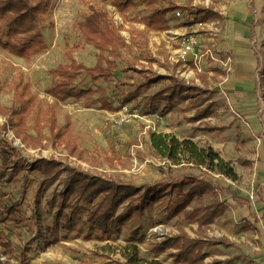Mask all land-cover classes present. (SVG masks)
Returning <instances> with one entry per match:
<instances>
[{"label":"rangeland","instance_id":"rangeland-1","mask_svg":"<svg viewBox=\"0 0 264 264\" xmlns=\"http://www.w3.org/2000/svg\"><path fill=\"white\" fill-rule=\"evenodd\" d=\"M191 1L188 0V4ZM226 1H231L228 5L239 8L237 13L231 11L229 19L232 22L243 23L245 17L251 14V20L244 24L256 28V43H250L249 47L259 48L261 55L264 54V49H260V42L264 39V21L262 13L254 12L255 4L264 5V2L235 0L233 4V0ZM171 2L175 0H160L152 5L146 0H135V4L122 13L112 4V0H53L52 7L41 24L45 39L44 48L30 57H21L0 47V104L19 106L15 90L17 82L29 84L37 103L27 117L28 125L31 126L27 131L30 135L29 145L23 144L15 136L9 118L0 115V127L4 123L7 124L5 131L0 129V139L8 138L20 149L21 155L17 165L24 168L22 173L14 175L12 182H6L2 186L6 194L5 200L21 202V222L16 223L14 219H9L5 223H0V235H6L15 245L10 256L0 247V264H99L106 258L125 261L121 250L133 241L132 236L138 227L142 228L140 235L145 237L143 242L138 243L140 258L147 260L157 258L171 264L172 258L166 253L158 257L150 253L151 244L163 240L168 234H177L180 228H185L191 234L194 232V227L183 219L165 217L168 197H163L161 201L153 202L142 217L131 218L120 228V232L113 236L88 238L73 232L64 238L61 228L53 220L55 208L49 209L47 201L55 193L62 191V182L66 174L48 189H43L42 176L36 171L29 170L33 162L41 157H55L91 173L117 177L136 184L153 182L162 176L159 167L174 171L176 167L182 166L173 164V161L153 148L151 134H166L179 140L191 139L200 147L213 145L224 161L239 164L234 168L237 180L232 186L246 197L256 193L253 186L255 173L251 171V161L256 160L259 132L250 123V114L253 112L242 113L239 109L241 104L238 103L241 101V95L220 86L228 79H235L231 74L240 73L254 75L261 87L263 60L258 56L256 62L242 64L243 61H238L229 51L230 48H224L222 45L226 30L224 25L223 29L220 28V24L211 29L197 28L194 25L198 20L194 17L196 15H190L191 13L182 8H179L180 15H177L175 10L168 13L171 26L168 30L151 29L142 20L156 8L166 7ZM94 9L107 11L115 24L121 28V33L129 44L125 53L138 60V67L151 66L158 73L176 74L191 82H200V74L204 71H196L192 55L186 64L175 60L178 57L177 49L181 35H197L201 50V54L198 53L201 68L214 72L211 75L210 86L214 90L213 99L217 111L215 116L206 119L205 122L215 125L233 122V126L223 132L204 134L194 130L198 122L189 121L194 110L184 113L178 109L186 107V103L173 102L165 106L164 102H150L149 96L157 92L166 81L150 88L142 87L131 102H125L127 94L135 91L136 86L140 84L141 77L122 67L123 63H120L116 71V78L109 82L83 78L79 86L90 88L92 90L90 94L80 99L55 101L48 93L55 80L52 70L61 63L70 62L66 55L68 52H72L78 62L87 66H93L97 61L98 50L84 41L79 28V22L84 21L85 16ZM257 17H261V20L257 21ZM175 34H179V38H173ZM0 37H3L1 28ZM208 47L212 50L210 56L222 57L223 65L220 61H213L211 57L210 60L207 59ZM151 58L154 60L152 63ZM222 70L228 74L219 75ZM261 91L252 96L260 100ZM103 99H106L113 109L104 106ZM257 116H264V112L258 111ZM53 119L58 124L55 132L61 131L60 138H53L54 134L50 129ZM38 129L43 132L45 139L41 145L35 147L32 144ZM183 161L185 164V160ZM185 167L184 173L210 175L207 169L193 163L185 164ZM25 177L28 181L24 186ZM38 190H43L39 196ZM251 205L254 207L253 202ZM122 211L123 209L120 212ZM229 214L231 216L228 221L213 226L208 232L211 237H222L225 231L236 232L245 228V222L237 223L235 220L243 217L249 220L251 209L249 204L241 203L231 208ZM54 240H57V243L52 244ZM233 242L234 244L230 242L231 244L209 246L207 250L211 256L208 259L226 258L236 254L240 247L235 246L238 245V241ZM242 243L245 244V241ZM94 252L101 255L93 254ZM243 252L239 257L232 256L230 264H257L255 261L247 263L251 254Z\"/></svg>","mask_w":264,"mask_h":264},{"label":"trees","instance_id":"trees-1","mask_svg":"<svg viewBox=\"0 0 264 264\" xmlns=\"http://www.w3.org/2000/svg\"><path fill=\"white\" fill-rule=\"evenodd\" d=\"M146 1L152 5L160 0ZM52 3L53 0H0V28L3 33V37H0V47L21 57H30L44 48L45 39L41 24L50 11ZM112 4L124 13L135 4V0H112ZM179 8L186 10L189 14L194 13L193 7L190 9L189 6H178L171 2L166 7L156 8L142 20L151 29L168 30L170 24L167 15ZM196 10L200 16L198 19L215 18L219 14L211 7L204 5H198ZM261 10L264 19V6ZM79 28L84 41L98 50L97 61L93 66H87L78 62L72 52H68L66 55L70 62L61 63L52 70L55 80L48 93L55 101L69 98L80 99L90 94L92 92L90 88L79 86L83 78L109 82L116 78V71L120 63H123L122 67L141 77L140 84L136 86L135 91L127 94L125 102H131L136 92L142 87L150 88L159 82L166 81L157 92L149 96L150 102H164L165 106L173 102L186 103V107H178V109L184 113L191 109L195 110L194 115L189 117V121H200L194 126V130L201 133L224 131L231 126V124L216 126L203 121L216 114L214 91L208 88L207 73L201 75L203 85H199L196 82L189 83L175 74H160L151 66L138 67V60L125 53L129 44L122 35L121 28L103 9H94L87 14L84 21L79 22ZM152 61H154L153 58L150 63ZM15 90L19 106L0 104V115L9 118L15 136L23 144L29 145L30 135L27 131L31 126L28 125L27 117L37 105L35 94L29 84L24 82H17ZM102 102L104 106L113 109L106 99ZM55 119L50 126L54 139L61 137L60 130L55 132L58 128ZM6 128V123L0 127L4 131ZM44 139L43 132L38 129L32 146L41 145ZM151 144L159 154L173 161V164H182V166L176 167L174 171L159 167L162 173L161 178L142 184L91 173L66 164L55 157L38 158L29 170L36 171L42 176L43 189H48L63 174H66L62 182V191L55 193L47 201L49 209L55 208L53 220L61 228L64 238L73 232L88 238L113 236L120 232V228L131 218L142 217L153 202L156 203L163 197H168L165 217H178L189 224H198L196 235L192 236L185 228H180L177 234H168L163 240L153 242L149 252L155 257L166 253L172 258L171 264H230L232 258L226 261L218 258L207 261V258L211 256L207 248L224 243L221 238L208 237L207 232L211 225L228 210L229 194L237 201H240L241 197L238 193L220 186L211 174L184 173L183 170L186 168L185 164L193 163L235 180L237 173L234 167L230 161H224L220 153L211 145L200 147L191 139L179 140L176 137L171 138L170 135L152 133ZM20 155V149L11 140L0 139V223H5L9 219H14L16 223L21 222V202L5 200L6 194L2 190L4 183L12 182L15 174L24 171V168L17 165ZM27 181L25 177L24 186ZM42 191L38 190V196ZM242 199L241 201L249 200V198ZM121 209H123L122 212H120ZM141 230L142 228L138 227L132 236L133 241L121 250L125 261L106 258L99 264L112 262L166 264L157 258L153 260L140 258L138 243L145 239L144 235H140ZM51 243L55 244L57 240ZM0 247L10 256L15 245L6 235L1 234ZM93 254L101 255L99 252Z\"/></svg>","mask_w":264,"mask_h":264},{"label":"crops","instance_id":"crops-1","mask_svg":"<svg viewBox=\"0 0 264 264\" xmlns=\"http://www.w3.org/2000/svg\"><path fill=\"white\" fill-rule=\"evenodd\" d=\"M262 2H264V0H262ZM174 3L178 6H189V7L195 6V7H193L194 13L190 14V15H196V16H194L195 18L200 17L197 10H196V7L198 5H204L207 7H211L212 9H214V11L219 13L218 17L206 18L203 20L218 21V24L216 26H218L220 24L221 29H223V25H224V27H226V30H225L224 36H223V38H224L223 44H222L223 47L227 48V49L230 48L231 50H229V51L237 57L238 61H243L242 64H248L247 62H249V63L256 62V57H258V56L263 60L262 65H261V75L263 77L262 78L263 84L261 87L259 86V81H257V79H255L254 75H252V74L246 75V74H240V73H238L236 75L231 74V76H235V79H233V78L230 80L228 79L227 81L222 83V86H220L222 89L233 90L234 92H237L239 95H241V98H240L241 101L238 103L241 104L239 109L242 113L245 114V112H253L250 114V116H251L250 123L252 124V127H254V129L257 130V132H259V135H257L259 148H258L257 152H255L256 160L252 159V161H251V166H252L251 171H252V173H255V178L253 179V186L256 189V193L254 194V199H251V195H249L250 198L246 197V195L241 193L239 190L237 191L234 188V186H232L234 181H236L237 179L233 180L229 176L224 175L222 173L212 172V171H209L208 169L207 170L211 174L212 178L214 180L218 181V184L220 186H222L224 188H228L231 191H233L234 193H238L241 197V200H243L242 198H249V200H246V201L245 200L244 201H241V200L237 201V200H235V198H233L229 194V198H228L229 208H228V210L226 211L225 215L221 216L219 219H217V221L215 223H213L211 225V228L208 229V232L212 229L213 226H215L217 224H221L222 222L224 224L225 221H228L229 217L231 216L229 214L231 208L233 209L235 206H237L238 204H241V203L249 204V207L251 209V218H249V220H248L245 217H243V219H239L238 221L235 220V222H237V223H244L245 222L246 223L245 228H241L239 231H236V232L225 231L224 232L225 234L222 237L220 236L217 238L223 239V242L225 244H229L230 242L234 244V242H233L234 240L238 241V245H235V246L240 247V249L236 252V254H233L232 256H238L239 257L240 254L244 253L243 251H246L247 253L251 254V256L248 258L249 260L246 261L247 263L248 262L252 263L255 261L257 264H264V116H257L258 111L264 112V94H263V92H264V54L261 55L259 48L256 49L254 47H249L250 43H252V44L256 43V41H255V39H256L255 38L256 37V28H252V27H249V25L247 26L244 24L245 22L249 21V19L251 20V14H249L245 17V20L243 21V23H241L239 21H236V23H234L229 19V15L232 13L231 11L234 10L237 13L239 10V8L234 7V5H231V6L228 5V4H231V1L215 0V2H212L211 0H205V1L192 0L188 4V0H175ZM232 3L234 4L235 0H233ZM255 5H256V8L254 9V12H260L261 13L262 12L261 9L263 8L264 5H262V4H255ZM177 10H179V9H176L175 11H177ZM223 10L226 12L222 13ZM261 17L263 19V16H261ZM261 17H259V18L257 17L256 20L257 21H259V19L261 20ZM240 19H242V18L240 17ZM263 21H264V19H263ZM248 24H250V23H248ZM169 29H171V26ZM263 41H264V39L260 42V49L261 50L264 49ZM210 57L212 58L213 61H215V62L220 61L222 65L224 64L222 57L218 58L217 56L214 55V56H208L207 59L210 60ZM236 57H235V59H236ZM240 64L241 63H239V65ZM202 71H204V72H202L200 75L207 73V75H208V84H207L208 88L210 90L214 91L210 86V79L212 78L211 75H212L213 70L206 71L202 68ZM221 74L227 75L228 73H226L225 70H222L219 75H221ZM222 77H224V75ZM180 78H182V77H180ZM182 79H184V78H182ZM184 80L191 83V81L189 79H184ZM196 83L199 85H203L202 80L200 82H196ZM259 91H261V96L259 95L260 100L255 99L252 96L256 92H259ZM191 110H194V109H191ZM194 113H195V110H194ZM210 117H212V116H210ZM210 117L203 119V121L205 122L206 119H208ZM199 122H198V124H199ZM230 124H231V126L229 128H231L233 126V122H230L229 124H225V125H230ZM212 125H215V124H212ZM216 126H224V125H216ZM218 132H223V131H218ZM213 133H215V132H213ZM204 134H209V133H204ZM239 134L240 133H238V136H239ZM209 139H211V138H209ZM238 139H240V137H238ZM211 146L214 148L213 145H211ZM220 156H221V154H220ZM238 165L239 164L237 162H233V164H232V166L234 168H235V166H238ZM251 202H253L254 207H252ZM190 225H192V227H194L193 228L194 232L192 234L191 233H189V234L192 236H195L196 235L195 231L198 228V224H190ZM208 232H207L208 237H211L208 234ZM169 235H171V234H169ZM230 235L232 236V238ZM233 235L235 236V238H233ZM211 238H216V237H211ZM225 239L229 240L230 242H226ZM242 241H245V244H243ZM220 244H223V243H219L217 245H220ZM245 249H247V250H245ZM231 257H226V258L217 257V258L221 259L223 261H226V260L231 259ZM207 261H211V260H209L207 258Z\"/></svg>","mask_w":264,"mask_h":264},{"label":"built area","instance_id":"built-area-1","mask_svg":"<svg viewBox=\"0 0 264 264\" xmlns=\"http://www.w3.org/2000/svg\"><path fill=\"white\" fill-rule=\"evenodd\" d=\"M226 11H222V13H225ZM177 15H180V11L177 10L176 11ZM218 24V21H208V20H203V19H198L194 25L197 28H204V27H208V28H213ZM176 36L173 38H179V34H175ZM180 42H179V47L177 49V59L175 60L176 62H182L185 63L189 61V57H193L194 59V63L196 66L197 71H202L201 68V62L198 61V53L201 51L199 45V39L197 38V35L192 34V35H186L184 34L183 36L181 35V37L179 38ZM208 55H212V50L211 48H207L206 49ZM201 54V52H200ZM173 59V58H172ZM251 199H254V194H251Z\"/></svg>","mask_w":264,"mask_h":264}]
</instances>
